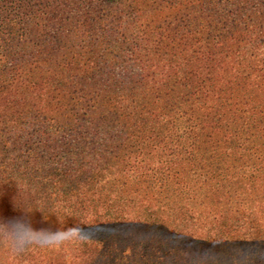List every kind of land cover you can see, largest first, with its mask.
Wrapping results in <instances>:
<instances>
[{
	"label": "trees",
	"instance_id": "1",
	"mask_svg": "<svg viewBox=\"0 0 264 264\" xmlns=\"http://www.w3.org/2000/svg\"><path fill=\"white\" fill-rule=\"evenodd\" d=\"M145 2L54 0L48 9L43 0H0V217L21 215L16 199L34 227L76 225L80 238L67 243L85 255L121 227L132 203L112 179L130 161L123 153L153 133L182 145L178 115L196 114L221 81L224 92L248 90L258 71L226 77L246 46L264 43V0H181L170 19L142 27V6L153 8ZM214 113L200 121L208 140L228 125ZM0 243V264L49 254L13 255Z\"/></svg>",
	"mask_w": 264,
	"mask_h": 264
},
{
	"label": "rangeland",
	"instance_id": "2",
	"mask_svg": "<svg viewBox=\"0 0 264 264\" xmlns=\"http://www.w3.org/2000/svg\"><path fill=\"white\" fill-rule=\"evenodd\" d=\"M43 1L50 9L54 0ZM147 1L153 8L142 6L138 17L142 27L170 19L181 0ZM261 23L264 26V19ZM244 49L226 77L237 75L238 67L246 73L256 68L248 90L224 92L227 88L221 81L217 87L223 91L198 104L196 114L176 117L182 145L170 134L163 135L160 144L153 133L151 139L142 137L139 146L123 153L130 161L112 176L120 187L121 202H132L118 221L121 227L103 233V241L92 246V255L66 242L44 249L49 260L54 264H264V43ZM244 92L245 98L236 96ZM221 104L216 111L214 106ZM213 111L228 125L208 140L207 133H200V121L203 113ZM192 152L194 160L189 163L186 157ZM34 257L39 264H49L36 251Z\"/></svg>",
	"mask_w": 264,
	"mask_h": 264
},
{
	"label": "clouds",
	"instance_id": "3",
	"mask_svg": "<svg viewBox=\"0 0 264 264\" xmlns=\"http://www.w3.org/2000/svg\"><path fill=\"white\" fill-rule=\"evenodd\" d=\"M13 207L21 215L12 219L0 217V242H3L13 255H20L32 248H57L80 238L74 227L36 228L30 217L32 210L16 199L13 200Z\"/></svg>",
	"mask_w": 264,
	"mask_h": 264
}]
</instances>
